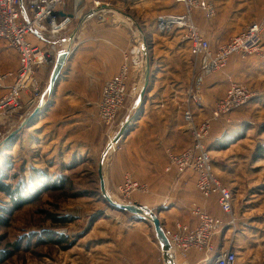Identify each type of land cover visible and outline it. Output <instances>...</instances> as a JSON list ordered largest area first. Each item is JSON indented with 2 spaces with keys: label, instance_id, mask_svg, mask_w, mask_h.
<instances>
[{
  "label": "crops",
  "instance_id": "obj_1",
  "mask_svg": "<svg viewBox=\"0 0 264 264\" xmlns=\"http://www.w3.org/2000/svg\"><path fill=\"white\" fill-rule=\"evenodd\" d=\"M126 1L131 3L132 8L129 9L131 15L138 22L142 21L140 23L151 46V59L154 62V67L155 65L157 67L152 70L154 80L152 84L150 82L146 101L140 109L137 122L107 160L106 176L108 184L112 192L116 193L117 186L123 182L124 176L127 174L147 184L150 192L147 195L137 196L133 202L141 203L153 210L164 207L159 213L164 229H172L177 222L194 227L197 224V220L191 216L189 211V205L193 201L204 206L212 215L227 220V215L224 214L218 205L217 196L214 195L211 199L202 198L195 188L193 176L191 174L179 175L176 167L171 165L169 159V152L179 154L193 145V137L186 129L183 120L184 101L187 99L189 91L186 81L190 71V56L182 54L180 47H178L179 41L177 44H174L175 39L167 41L165 36L168 33H161L157 21L162 16H174L183 13V6L177 4L175 0ZM211 1L216 6L217 17L213 21L207 22L203 13L197 11L194 18L196 24L199 25L203 34L210 39L213 46L218 47L227 43L240 33L242 27L249 20L253 18L260 20L264 15V12L261 11L262 7H258V1L260 0ZM150 3H156V8L150 7ZM67 11L73 14L74 9L72 6L69 9L68 5L66 9L68 14ZM82 13L80 12V15ZM112 14L115 16H111ZM73 22L64 31L67 37H71L70 46L72 52L63 68L49 104L18 134L15 141L8 145V149L4 152L9 153L10 149L14 148L16 154V149H19V142L25 139L26 136L37 132L36 126L43 125L46 120L57 114L63 106H70L74 109L77 108L75 104H80V107L93 109H96L97 106L98 111V103L102 98L104 84L120 71L126 55L132 56L141 49L137 31L132 29L129 23L115 13L104 12L98 15L95 19L85 22L75 34L73 33L79 25L76 24L77 27L75 25V28ZM74 28L75 30L70 33V30ZM163 46H168L170 49L167 52L165 49L164 53H157L159 47ZM233 58L237 57L234 56ZM18 65V53L10 47L7 41L0 39V73L4 74L15 70ZM211 76L206 77L201 83L203 108L195 109L198 122L210 116L215 102L226 94L222 86L226 85L230 75L224 74V79H216ZM222 82L224 85H222ZM217 90L220 91L216 92ZM132 94L131 104L137 96L134 93ZM28 100L25 97L24 103H28ZM233 117L237 119V114L233 115ZM97 118L99 120L98 114ZM64 119V122H70L71 120L69 116L64 117ZM235 119L233 123L231 122L232 124L214 121L209 148L211 154H215L212 155V158L216 173L220 170L221 173L227 172L224 174H235L242 166L239 160H244L250 155V151L234 152V149L239 146L237 144H242L248 138L241 137L236 139L242 129L238 127V122ZM12 125L13 123L10 121L6 123V126L1 124V134L10 129ZM33 125L34 129L31 130ZM69 142L71 141L69 140L66 143ZM32 143L38 145L42 142L37 136V139H34ZM221 144H225L224 149L219 147ZM73 148L72 145L71 149ZM227 153L229 155H226ZM222 154L224 156H221ZM78 159L79 157H76V160ZM24 161V169L26 170L35 168L38 173L45 171L41 164L33 165V163ZM48 182L53 184L55 180L53 179L51 182L48 178L43 177L40 179L39 184ZM231 184H233L232 181ZM230 189L234 195L235 187ZM235 203L236 196L233 201L234 211ZM110 210L108 207L106 210L101 209L100 214L104 215ZM117 213L123 215L127 224L133 227L128 231H124L125 237L122 240L121 250L127 251L128 256L123 257L128 258V263L162 264L159 254L161 249L151 225L135 220L130 221V215L118 211ZM245 215L243 214L242 218ZM144 226L148 227L147 231ZM231 234V231L227 233V237L222 244L225 248L230 243ZM236 245L235 248L238 253L239 249ZM221 251V244H219L215 255ZM191 258L196 261L201 256L192 253Z\"/></svg>",
  "mask_w": 264,
  "mask_h": 264
},
{
  "label": "rangeland",
  "instance_id": "obj_2",
  "mask_svg": "<svg viewBox=\"0 0 264 264\" xmlns=\"http://www.w3.org/2000/svg\"><path fill=\"white\" fill-rule=\"evenodd\" d=\"M101 3L115 5L131 15L129 9L132 6L129 1L89 0L80 9L82 15H75L74 27L76 24L79 27L76 25V31L74 28L70 33L74 31L75 34L85 22L95 19L98 15L90 16L89 20L80 23L81 16L90 13L93 7L97 6L95 4ZM70 5L73 7L74 2L71 1ZM155 5L156 3H150L149 6L156 8ZM258 7H262L261 11L264 12V0L258 1ZM257 19L249 20L244 26L259 20ZM140 22L142 21H139L141 25ZM165 38L167 41L175 39L174 44L179 41L178 47L182 54L190 56V71L186 81L190 91L194 85L196 87L199 80L190 48L182 42L178 31L169 32ZM53 40H58V36ZM56 45L63 49L59 41H56ZM211 45L213 50L218 48ZM165 49L167 52L170 47H159L157 53H164ZM140 56L142 57L141 53ZM125 63H128L126 58ZM152 63L154 64L153 61ZM48 67L41 68L38 72V78L43 85L51 75ZM224 74L230 75L226 85L222 82L225 93L231 81L248 86L259 93L257 100L232 113L237 114V119L233 115L230 118V123L235 119L238 127L242 129L236 139L248 137L242 144H237L239 146L234 152L250 151L249 157L239 160L242 166L233 175L221 173L220 170L215 173L224 186L229 189L235 187L233 196H236V226L231 235L235 236L239 249L237 264H264V52L245 58L237 57L225 69L209 76L224 79ZM209 76H201V82ZM9 83L1 84L0 96L6 93ZM136 84L137 82L129 81L128 101H125L124 110L112 127L103 124L100 118L98 120L97 106L96 109L80 107V104H75L76 109L63 106L43 125H35L37 132L19 142L16 154L14 148L10 149L9 153H0V166L4 164L3 173L7 177L4 183L15 191V197L20 193L23 198V201L19 200V209L15 210L10 198L0 190V206L7 212L6 224H0V260L9 255L0 264H121L122 260L124 264V259L128 261V258L123 257L128 254L127 251L121 250L122 240L125 237L124 231L133 227L117 212L110 210L104 215L100 214V210H106L107 206L99 193L100 197L94 192H100L97 161L107 149L110 136L114 135L127 116L131 108L133 87ZM136 87L140 86L137 84ZM197 87L203 97L201 84H197ZM28 111L29 109L25 113ZM67 116L71 119L70 122H64V117ZM33 127L34 125L31 130ZM37 136L42 143L35 145L32 142ZM69 140L71 142L66 143ZM224 145L219 147L224 149ZM76 157L79 159L76 160ZM24 160L33 165L41 164L45 171L38 173L35 168L24 169ZM43 177L51 182L54 179L55 183L39 184ZM113 193L117 195L114 191ZM243 214H246L244 218ZM144 227L147 231L148 227ZM16 245L19 246L18 250L14 249Z\"/></svg>",
  "mask_w": 264,
  "mask_h": 264
},
{
  "label": "built area",
  "instance_id": "obj_3",
  "mask_svg": "<svg viewBox=\"0 0 264 264\" xmlns=\"http://www.w3.org/2000/svg\"><path fill=\"white\" fill-rule=\"evenodd\" d=\"M71 1L74 2V12L67 14L66 9ZM88 1L0 0V39L7 41L19 55L18 67L0 74V86L10 82L6 93L0 96V118H21L26 110L41 100L44 85L38 78L39 69L55 61L56 54L61 49L56 41L60 42L63 49L70 46L71 37H67L64 31L74 21V15H79L81 7ZM175 2L184 7L183 14L178 15L176 21L169 20L168 16L172 15L162 16L157 25L163 33L180 32L182 42L190 48L199 80L196 87L194 85L188 91L183 107V120L193 137V145L179 154L169 152V159L179 175L193 176L195 188L204 199L217 196L218 205L228 219L212 215L204 206L193 201L189 205V211L197 224L190 227L177 222L172 229H165V233L172 245L173 264H236L235 236L232 235L228 247L222 245L227 233L235 231L234 196L232 190L224 186L215 173L209 140L214 121L230 123L232 113L257 100L259 93L231 81L224 97L215 102L211 115L198 122L195 109H202L203 102L197 84L202 83L201 76L213 75L225 69L234 56L245 58L264 52V16L244 26L239 35L213 50L210 39L196 24L194 12L202 11L205 20L211 22L218 14L215 4L211 0ZM102 13L104 12L92 13L87 19ZM57 36L58 40H53ZM125 58L128 63H125ZM125 58L119 73L104 84L102 98L98 103L100 121L108 127L114 125L124 110L129 96V81L136 82L135 68L139 62L140 51L132 56L126 55ZM156 67L153 64V69ZM25 97L29 100L23 105ZM149 192L147 184L128 174L116 189L118 199L125 203H133L137 196L147 195ZM219 244L222 251L215 255ZM192 253L200 255L201 258L193 261ZM160 262L165 264L162 253ZM124 264H128L127 259H124Z\"/></svg>",
  "mask_w": 264,
  "mask_h": 264
},
{
  "label": "water",
  "instance_id": "obj_4",
  "mask_svg": "<svg viewBox=\"0 0 264 264\" xmlns=\"http://www.w3.org/2000/svg\"><path fill=\"white\" fill-rule=\"evenodd\" d=\"M100 12H112L118 14L137 31L140 38V44L142 46L141 55L143 61L144 83L142 87H136L137 84L135 85V87H133L134 94L137 95L136 99L131 104V108L128 111L124 121L119 125L117 131L109 139L107 149L98 160L97 176L100 185L99 195L105 200L109 208L126 215H130V221L135 220L150 224L154 230L156 241L158 242L161 253L165 259V264H173L172 261L174 254L172 245L165 233V229L161 222V219L159 218V213L162 209H164V207L158 208V212H156L155 210L150 209L149 207L141 203H125L119 199H116L113 196V192L107 181V160L115 152L117 146L127 136V134L131 131L134 124L138 120L140 109L143 107L146 101V94L149 91L153 63L150 56L151 46L148 43L147 36L145 35L143 27L139 24L135 17L119 9L115 5L106 3L99 4L98 6L94 7L90 13L81 16L80 23L84 22L90 14H97ZM168 18L170 21L177 20V18L174 16H168ZM70 54L71 46H68L65 49H61L57 52L53 70L43 88L42 99L33 107H31L24 116H22L21 118L15 116L0 118V122L3 126H6V123L9 121L13 123L12 127L8 129L7 133L0 135V151L8 145L12 144L17 138L18 134H20V132L33 121L34 117L49 104Z\"/></svg>",
  "mask_w": 264,
  "mask_h": 264
},
{
  "label": "trees",
  "instance_id": "obj_5",
  "mask_svg": "<svg viewBox=\"0 0 264 264\" xmlns=\"http://www.w3.org/2000/svg\"><path fill=\"white\" fill-rule=\"evenodd\" d=\"M72 5H70V3H69V9H70V7H71ZM68 12V11H67ZM71 12V11H70ZM69 13V12H68ZM69 14H71V13H69ZM195 19V18H194ZM232 60V59H231ZM234 60V59H233ZM231 62V61H230ZM230 65V64H229ZM46 66H49L48 67V69H49V71L51 70H53V67H54V62L53 63H51V64H49V65H45V66H43V67H41V68H44V67H46ZM40 68V69H41ZM39 69V70H40ZM47 69V70H48ZM51 71H50V73H51ZM153 80H154V73H153V71H152V74H151V84H152V82H153ZM127 101H128V99H127ZM211 134H212V131H211ZM209 144H210V140H209ZM261 152H263V149H261ZM4 169H5V167H4V164H2L1 166H0V190L2 191V192H4L9 198H10V200H11V203L13 202V205H14V208H15V210H17V209H19V200H21V201H23V198L21 197V195H20V193L17 195V197H15L16 196V193H15V191H13V190H11V187L9 186V185H6L5 183H4V181L7 179V177H6V175L3 173V172H5L4 171ZM17 191V190H16ZM97 193H99L98 192V190L96 191V192H94V194H97ZM20 195V196H19ZM105 202V201H104ZM106 203V202H105ZM107 205V204H106ZM108 207V206H107ZM109 208V207H108ZM109 209H111V208H109ZM112 211H115V210H113V209H111ZM158 210V208L157 209H155V211L156 212H158L157 211ZM117 212V211H116ZM6 216H7V212H6V210L5 209H3V207L2 206H0V224H6L5 222H6V220H5V218H6ZM4 221V222H3ZM52 242H54V240L52 241ZM14 249L15 250H18L19 249V246H14ZM160 254V258H161V253H159ZM11 255V254H10ZM9 256V255H8ZM7 255H5L4 257H2V259L0 260V263L2 262V261H4V259L5 258H7L8 257Z\"/></svg>",
  "mask_w": 264,
  "mask_h": 264
},
{
  "label": "bare ground",
  "instance_id": "obj_6",
  "mask_svg": "<svg viewBox=\"0 0 264 264\" xmlns=\"http://www.w3.org/2000/svg\"><path fill=\"white\" fill-rule=\"evenodd\" d=\"M127 22V21H126ZM128 23V22H127ZM130 25V24H129ZM131 26V25H130ZM132 27V26H131ZM132 29H134L135 30V28H133L132 27ZM141 50H142V46H141V49H140V52H141ZM135 76H136V82H137V84L140 86V87H142V85H143V83H144V74H143V61H142V58L140 59L139 58V62L136 64V68H135ZM42 99V98H41ZM135 125V124H134ZM8 132V129L5 131V132H3L2 134H5V133H7ZM11 145V144H10ZM6 149H8L7 147H5L3 150H1L0 151V153H3ZM113 196L116 198V199H118L117 198V195H115L114 193H113Z\"/></svg>",
  "mask_w": 264,
  "mask_h": 264
}]
</instances>
